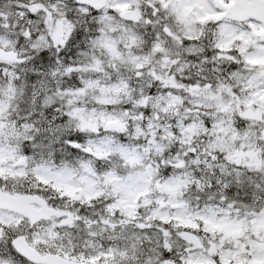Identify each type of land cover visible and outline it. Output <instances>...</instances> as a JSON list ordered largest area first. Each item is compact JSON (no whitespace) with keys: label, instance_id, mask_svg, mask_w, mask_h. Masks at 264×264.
Wrapping results in <instances>:
<instances>
[{"label":"snow or ice","instance_id":"1","mask_svg":"<svg viewBox=\"0 0 264 264\" xmlns=\"http://www.w3.org/2000/svg\"><path fill=\"white\" fill-rule=\"evenodd\" d=\"M0 264H264V0H0Z\"/></svg>","mask_w":264,"mask_h":264}]
</instances>
